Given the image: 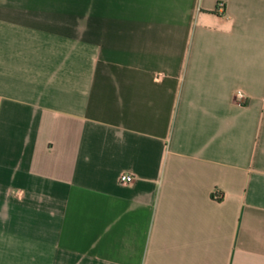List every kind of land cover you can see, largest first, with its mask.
Masks as SVG:
<instances>
[{
	"label": "crops",
	"instance_id": "0c3cea01",
	"mask_svg": "<svg viewBox=\"0 0 264 264\" xmlns=\"http://www.w3.org/2000/svg\"><path fill=\"white\" fill-rule=\"evenodd\" d=\"M0 264H264V0H0Z\"/></svg>",
	"mask_w": 264,
	"mask_h": 264
},
{
	"label": "built area",
	"instance_id": "2783aa9c",
	"mask_svg": "<svg viewBox=\"0 0 264 264\" xmlns=\"http://www.w3.org/2000/svg\"><path fill=\"white\" fill-rule=\"evenodd\" d=\"M235 97L239 102H242L246 97V92L242 88H238L235 93ZM135 178L132 173L124 172L120 175V180L123 182H130Z\"/></svg>",
	"mask_w": 264,
	"mask_h": 264
}]
</instances>
